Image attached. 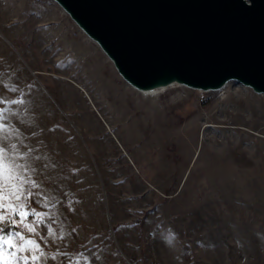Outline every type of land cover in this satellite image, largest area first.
I'll return each instance as SVG.
<instances>
[{
	"label": "rangeland",
	"instance_id": "374dc122",
	"mask_svg": "<svg viewBox=\"0 0 264 264\" xmlns=\"http://www.w3.org/2000/svg\"><path fill=\"white\" fill-rule=\"evenodd\" d=\"M0 99L23 100L4 123L41 157L17 210L40 215L7 233L48 257L29 264H264V95L143 94L53 0H0Z\"/></svg>",
	"mask_w": 264,
	"mask_h": 264
},
{
	"label": "water",
	"instance_id": "95a60500",
	"mask_svg": "<svg viewBox=\"0 0 264 264\" xmlns=\"http://www.w3.org/2000/svg\"><path fill=\"white\" fill-rule=\"evenodd\" d=\"M131 87L264 95V0H53Z\"/></svg>",
	"mask_w": 264,
	"mask_h": 264
},
{
	"label": "snow or ice",
	"instance_id": "6c2138e0",
	"mask_svg": "<svg viewBox=\"0 0 264 264\" xmlns=\"http://www.w3.org/2000/svg\"><path fill=\"white\" fill-rule=\"evenodd\" d=\"M11 91H17L13 86ZM0 103H11V104H23V100H3L0 99ZM10 110L7 108H0V189L7 192L8 195L0 196V199H8L10 196L12 200L18 201L19 203L13 204L11 201L8 204H0V208H10L13 213V218L9 219L7 224L0 225V241L4 244H8L9 248L14 249L7 253L9 258L5 257L6 250L0 245V264H18V261H23L24 264H29V260L32 262L39 261L41 256H44L45 260L48 257L44 252H40V255H17V253H24L26 250L36 251L39 249L38 245H34V241L31 239H25V236L20 230L15 231L12 234H7L8 227H16L18 224H22L24 219L28 215H40L33 209L29 212H17L18 209H23L26 204L30 203L27 199L32 197L33 193L31 188L37 187V182L32 178L33 174L37 172L35 162L40 161V156H33V149L28 147L27 151H21L19 144L23 143L19 140L20 132L5 124L8 120V116L5 113ZM14 138L15 141L14 142ZM27 147V146H25ZM47 167V165H45ZM25 185H29V188H25ZM22 197L24 199H22ZM19 214L21 216L20 221H17L14 216ZM5 220L4 215H0V222ZM29 232H35L36 229L31 226H26ZM49 234L51 229H49ZM8 236L9 238H5ZM11 238H18L21 243L17 246L15 243H10ZM63 238V233H61ZM55 259V257H52ZM65 259L70 257L65 254ZM87 259V258H85ZM73 264H79V261H74Z\"/></svg>",
	"mask_w": 264,
	"mask_h": 264
},
{
	"label": "bare ground",
	"instance_id": "6f19581e",
	"mask_svg": "<svg viewBox=\"0 0 264 264\" xmlns=\"http://www.w3.org/2000/svg\"><path fill=\"white\" fill-rule=\"evenodd\" d=\"M160 89H163V88H158V89H155V90H150V91H139V92H142L143 94H154V93H156L158 90H160ZM121 114V113H120ZM183 133H185V137L187 136L186 135V131L185 132H183ZM184 135L182 134V133H180V137H182V138H185V137H183Z\"/></svg>",
	"mask_w": 264,
	"mask_h": 264
},
{
	"label": "trees",
	"instance_id": "16d2710c",
	"mask_svg": "<svg viewBox=\"0 0 264 264\" xmlns=\"http://www.w3.org/2000/svg\"><path fill=\"white\" fill-rule=\"evenodd\" d=\"M11 228H12V227H8V228H7V233L11 230Z\"/></svg>",
	"mask_w": 264,
	"mask_h": 264
}]
</instances>
